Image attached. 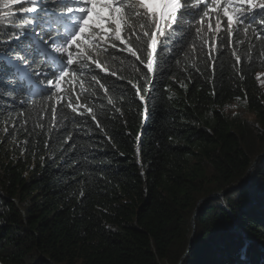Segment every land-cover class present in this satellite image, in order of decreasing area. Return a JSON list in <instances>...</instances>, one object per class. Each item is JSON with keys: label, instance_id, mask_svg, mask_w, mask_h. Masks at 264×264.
Here are the masks:
<instances>
[{"label": "trees", "instance_id": "16d2710c", "mask_svg": "<svg viewBox=\"0 0 264 264\" xmlns=\"http://www.w3.org/2000/svg\"><path fill=\"white\" fill-rule=\"evenodd\" d=\"M221 27L214 64L193 30L150 95L126 53L107 65L116 77L91 65L59 97L24 105V84L5 86L0 264H264V32L245 25L229 44Z\"/></svg>", "mask_w": 264, "mask_h": 264}, {"label": "snow or ice", "instance_id": "6c2138e0", "mask_svg": "<svg viewBox=\"0 0 264 264\" xmlns=\"http://www.w3.org/2000/svg\"><path fill=\"white\" fill-rule=\"evenodd\" d=\"M11 4L31 6L20 7L15 14L0 11V21H9L0 22V37H7L0 39V101L16 99L5 95V86L15 89L17 84H24V98L18 101L24 105L28 99L46 93L59 97L56 89L61 83L67 84L74 74L83 77L94 71L91 65L116 77V71L110 72L107 67L118 59L116 53L135 58L152 74L146 81L150 95L157 70L183 48L193 30L200 51L206 52L213 64L225 47L223 23L228 25L229 44L232 35L239 34L245 25L255 24L264 32V0H197L195 4L191 0H11ZM17 18L24 19L25 24L11 22ZM12 29L16 34H11ZM193 46H197L195 41ZM236 60L239 62L240 57ZM91 80L105 93L110 87L115 90L95 75ZM132 87L146 104L147 98L140 95L137 84ZM58 104L64 107L59 98L51 105L54 123ZM5 108H11V104L0 103V115ZM72 111L80 114L77 108ZM88 111L91 113L92 108ZM92 120H96L94 114Z\"/></svg>", "mask_w": 264, "mask_h": 264}, {"label": "rangeland", "instance_id": "374dc122", "mask_svg": "<svg viewBox=\"0 0 264 264\" xmlns=\"http://www.w3.org/2000/svg\"><path fill=\"white\" fill-rule=\"evenodd\" d=\"M5 4H9L11 5L8 8H5L4 5ZM25 5L27 4H11V0H0V11H4V12H12V13H18L20 7H25ZM19 18L14 19L13 21H11L12 23H18ZM2 23H9V21L4 20V21H0ZM225 109L229 112H242L244 115L248 116V117H253V115L251 113H248L244 110V108H240L237 106L236 103H232L228 106L225 107Z\"/></svg>", "mask_w": 264, "mask_h": 264}, {"label": "water", "instance_id": "95a60500", "mask_svg": "<svg viewBox=\"0 0 264 264\" xmlns=\"http://www.w3.org/2000/svg\"><path fill=\"white\" fill-rule=\"evenodd\" d=\"M197 212V209L195 210V213ZM195 215V214H194ZM193 227H194V225H193Z\"/></svg>", "mask_w": 264, "mask_h": 264}]
</instances>
